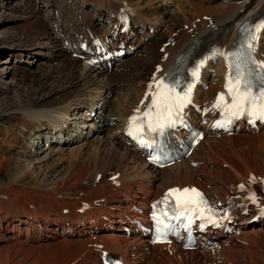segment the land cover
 Listing matches in <instances>:
<instances>
[{
	"label": "bare ground",
	"instance_id": "6f19581e",
	"mask_svg": "<svg viewBox=\"0 0 264 264\" xmlns=\"http://www.w3.org/2000/svg\"><path fill=\"white\" fill-rule=\"evenodd\" d=\"M61 1L37 0L38 7H35L38 14H46H43L45 20L36 32L27 30V34L33 35V38L30 37L33 44L5 56L7 64L9 60H16L17 52L28 56L34 46L44 48L46 45L59 49V55H67V63L61 59L70 71L64 85L65 92L50 93L52 101L60 106L49 110L41 108V105L33 106L34 118L28 115L31 119L25 127L28 130L26 140L34 142L37 136L40 138L42 133H46L51 144L64 143L59 135L70 127L67 120H74L77 115L76 112L69 113L74 109L71 104L82 98V101L85 99L90 103L99 98L104 100L103 108L96 111L102 113L108 108L109 114L101 120L100 115L92 113L93 109L84 111L92 118L87 116L89 123L80 122L88 130L79 138L91 139L83 141L81 146L84 150L80 157L84 156L83 162L79 163L74 155L75 159L66 168L64 176L62 168L52 173L50 184H39L42 187L36 190L11 186L0 192V245H4L0 250V264H59L71 245L75 246V250L62 264H99V256L105 251L118 254L124 264H264V214L254 213L258 208L264 209V158L259 157L260 153L257 155L243 150L264 140V128L219 137L210 136L212 132H209L189 159L175 162L162 170L145 162L139 151L126 145L124 137L129 118L143 112L148 105L150 95L147 98L144 96L151 78L163 79L169 65L189 46L199 45L193 65L214 47L227 52L240 26L264 9V0H218L220 6L219 3L214 4V0H200L198 3H187L185 0L184 3L177 0H81L84 10L81 6L76 9V2L69 5L74 0ZM10 3V0H0L1 12L12 9ZM74 9L80 10L81 15L86 14L82 23L75 20L78 13L73 12ZM100 19L103 24L99 23ZM196 19H199L198 23ZM0 23H3L1 17ZM184 26L186 30H183ZM174 28L180 31L179 40L170 46L168 52H159V48H163L160 44L168 40L167 44L172 42ZM85 29L91 32L114 29L118 36L123 37L125 33L123 35L122 32H127L129 35L122 42H125L129 54L119 66L110 70L91 66L86 63V58L79 65V49H68L64 40L72 45V32L83 34ZM214 34L215 38L208 41ZM238 41L239 37L236 46ZM129 46L134 50L130 51ZM256 57L264 61V36L261 34ZM128 74L130 77L125 85H107V82ZM226 74L223 57L215 62L207 61L192 91L193 104H199L202 99L204 103H209L223 87ZM202 83L207 86L204 91L201 90ZM131 89L138 94L133 96ZM72 95L74 98H70ZM63 102L67 105L65 109L62 108ZM190 112H194L193 107ZM7 114L2 115L0 120L15 119L12 114ZM112 126L114 130H107ZM98 131H107L110 136L99 137L95 135ZM78 133L82 131L78 130ZM204 145H207L206 152ZM117 162L123 166L115 165ZM26 176L24 172L21 175L22 178ZM250 176L257 182L254 189L257 207L249 208V214L240 216L235 223V231L228 238L219 237L221 240L214 248L202 252L184 250L174 243L150 246L146 239L132 233L127 236L128 233L123 231L130 222L133 225L146 224L144 216H136L134 207L146 210L150 200L161 197L168 189L197 187L220 199L228 195L227 191L234 184ZM84 204L87 208L80 213L79 209ZM53 247L57 251L47 261L48 256L42 249Z\"/></svg>",
	"mask_w": 264,
	"mask_h": 264
},
{
	"label": "rangeland",
	"instance_id": "374dc122",
	"mask_svg": "<svg viewBox=\"0 0 264 264\" xmlns=\"http://www.w3.org/2000/svg\"><path fill=\"white\" fill-rule=\"evenodd\" d=\"M177 1H182L183 3L185 1L187 3H198L200 0ZM10 2L11 3L9 6L12 7V9L10 8L3 12L0 10V17L3 20V23H0V119L2 115H6L7 113L12 114L11 116H14L15 119L10 118L11 120L8 119L7 121L0 120V124H2L0 125V192H2V190H7V188L11 186H18L24 189L29 188L28 190H36L39 187H42L40 185L45 186V184H50L53 178L52 173L62 168V173L64 176V174L67 172L66 168H68L71 162L75 159L73 158L74 155L78 157L77 159L79 163L83 162L81 160H83L84 156L80 158L84 153L83 147L81 146L85 140L88 141L91 139L89 138L81 140L82 137L79 138L80 136L85 135V132L87 133L88 127H85L84 124L89 123L87 122V119L92 118L91 115L86 114L84 111L87 110V108L88 110L93 109L92 113L96 114V116L100 115L101 117H99V119L101 120L108 117L109 114L108 108L102 111V113L96 111L103 108L104 100L99 98L100 100H94V102L90 103L85 99L82 101V98V100L79 102H73L71 104V107L74 109L69 113L73 114L76 112L77 115L75 114L76 119L67 120L68 122L70 121V127H68V130L65 133L59 135V137H62L61 140H64V143L51 144L49 141H47L46 133H42L40 138L39 136H37L36 139V136L32 137L35 139L34 142L32 139L26 140L28 130L25 127L28 125V122L30 123L31 119L28 118V115L34 118L32 114L34 111L31 108L37 105H41V108H45L47 110L58 108L60 105L56 104L57 102L52 101L53 99L51 97L53 96H51V94L59 90L65 92L64 85L67 79L70 77V71H68L66 64L61 61L62 59L64 62H68L65 60V58H67L66 52L64 51V55L66 56L59 55V49H54L51 47V45H46L47 48H39L38 46H34L33 50H31V54L28 56H25L21 52H17L18 54L15 55L16 60L14 62L13 60H9L7 64L5 63L7 61L5 60V56H7L10 52L16 49L19 50L23 46L30 47L31 44H33V40L30 41V39L33 38V35L27 34V30H34L36 32V28H38V26L41 27L42 25H40V23H43V20H45L43 14H46H38L36 8L38 7L37 0H10ZM62 2L65 1L62 0L61 3ZM73 2L80 3L81 0H74ZM73 2H71L69 5H71ZM213 3H219V6L221 4L218 0H214ZM96 19L98 22V17H96ZM198 21L199 19H196V23H198ZM99 23L103 24V20L100 19ZM186 29L187 27L184 26L183 30ZM179 34V29L174 28L171 33V35H173L172 42L167 44L170 42L168 40V42H163L160 44L161 47L163 46V48H159V52H168L170 46L179 40ZM81 63L79 62V65ZM56 67H58V69ZM126 71L128 70L126 69ZM129 77V74L122 77L120 76L114 80L115 82L113 81L114 83L107 82V85H125ZM130 82L132 83L133 81ZM135 84L136 83L133 82V85ZM131 91L133 96L138 94L134 89H131ZM49 94L50 97L48 96ZM70 98H74V96L72 95ZM63 104L64 105L62 108H67V105H65L64 102ZM26 109L29 110V112H25ZM80 122H83L84 124ZM78 125L81 127L78 128ZM110 128L111 129L107 130H114V126ZM78 130L79 132L82 131V133H80L81 135L78 133ZM106 133L107 131L104 133L98 131V134L96 133L95 135H98L99 137L105 136V138L110 136ZM59 137L56 135L57 139H60ZM52 141H54V138ZM205 146L207 147V145H204V152L207 150ZM243 150H247L252 154L256 153L257 155L260 153L261 155H259V157L261 156L264 158V140L261 141L260 144L255 143L251 146H246ZM21 154H24V156ZM7 160H9V162ZM112 163L114 165V162ZM115 165H120V167L123 166L119 162L115 163ZM23 172L27 174L26 178L21 177ZM2 199L4 200L5 196H3ZM54 236L57 237V235ZM2 247H4V245H0V250ZM74 250L75 246H69L65 254L60 258L59 264H62L64 259ZM56 251L57 248L55 247L50 249H42V252L45 254V256H48L46 257L47 261L53 257Z\"/></svg>",
	"mask_w": 264,
	"mask_h": 264
},
{
	"label": "snow or ice",
	"instance_id": "6c2138e0",
	"mask_svg": "<svg viewBox=\"0 0 264 264\" xmlns=\"http://www.w3.org/2000/svg\"><path fill=\"white\" fill-rule=\"evenodd\" d=\"M264 32V21H261L251 27L242 28V38L238 41V46L227 52L213 48L209 54L196 62L195 66L190 69L191 81L187 82L180 92L177 88L181 87L179 80H172L166 84L164 79L155 81L156 91L152 92L153 84L148 85L149 91L146 92V98L151 95V103L143 116L133 115L129 118V134L143 145L145 141L141 139L144 135L145 124L147 133L158 132L163 134L167 128H175L177 125L185 123V108L191 103V95L195 84L199 82L201 69L209 59L223 57L228 72L225 76V92L218 94L213 108L222 109L231 119H238L242 116L250 118V122L255 119L264 120V61H258L255 53L260 39V34ZM159 71V69H157ZM171 75V74H170ZM255 89V90H254ZM229 97V100H225ZM139 111V109H137ZM243 187V185H241ZM196 193L199 197L196 201L186 200L181 202L177 199L173 211L179 208L177 217L186 216L190 227L193 223L192 215L196 208H201L210 213L205 217L203 211L200 213L201 224L203 229L207 224L220 226L217 221L212 219L215 213L207 207V202L203 199L196 189H171L165 194V200L172 194ZM254 199V198H253ZM192 205H195L193 207ZM264 214V209L261 210Z\"/></svg>",
	"mask_w": 264,
	"mask_h": 264
}]
</instances>
